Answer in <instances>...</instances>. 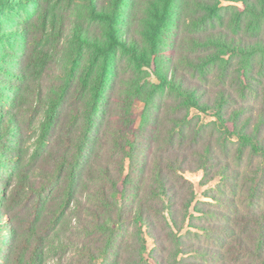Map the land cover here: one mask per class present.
Masks as SVG:
<instances>
[{
    "label": "rangeland",
    "instance_id": "obj_1",
    "mask_svg": "<svg viewBox=\"0 0 264 264\" xmlns=\"http://www.w3.org/2000/svg\"><path fill=\"white\" fill-rule=\"evenodd\" d=\"M191 2L174 0L161 28L159 53L176 66L181 55L201 52L187 39L194 32L188 23V15L194 13ZM128 3L119 11L121 32L146 48L151 11L163 1ZM220 5L228 9L222 11L223 24L218 21L216 27L222 29L231 48L246 51L248 43L264 41V18L240 15L241 3L222 0ZM105 9L110 10V4ZM104 25L91 20L88 0L0 2V264H32L34 258L35 264H120L137 243L138 228L131 212L140 199L146 202L145 196L135 181L125 189L120 186L113 195L103 170L95 173L90 160L118 172L128 147L126 136L131 134L147 185L154 160L177 156V179L172 170L168 172L176 185L175 206L184 213L182 197L192 198L188 219L181 230H174L183 241L176 255L178 264H264V152L259 150L262 146L251 150L252 142L264 143L261 52L251 59L252 70L242 84L243 77L236 80L233 70L226 82L220 81L222 70L213 68L206 81L192 78L206 90L223 92L219 95L222 116L234 112L232 119L238 117L229 132L214 110L191 108L188 127L171 121V107L176 103L168 91L156 94L151 105L144 104L149 85L158 81L152 70L138 69L118 52L106 99L99 104L92 125V157L89 154L81 167L82 177L74 191L65 194L66 179L54 169L64 153L71 157L79 141L89 98L78 82L87 55L79 49L77 38L85 34L103 38ZM236 55L231 59L232 69L239 66V59H246L242 52ZM65 85L67 102L62 103L54 126V102ZM241 127L248 132L243 140L237 136ZM173 128L176 143L178 135L188 138L192 130L200 132V139L192 146L167 145L168 130ZM192 141L193 137L188 143ZM207 148L209 157L199 156ZM56 209L58 225L54 226ZM121 219L125 221L122 228ZM155 221L159 227L161 221ZM143 232L145 257L152 259L154 240L146 227Z\"/></svg>",
    "mask_w": 264,
    "mask_h": 264
},
{
    "label": "trees",
    "instance_id": "obj_2",
    "mask_svg": "<svg viewBox=\"0 0 264 264\" xmlns=\"http://www.w3.org/2000/svg\"><path fill=\"white\" fill-rule=\"evenodd\" d=\"M2 0H0L1 2ZM90 8V17L93 22L105 24V30L102 32L104 37H98L95 34L79 36V49L85 50L87 55L86 65L83 66V71L79 75L78 82L86 90V95L89 94L87 99V117L86 125L79 134V141L75 145L74 151L71 157L64 153L57 163L54 155V164L57 166L54 169V173L59 177L63 173V177L66 179L68 196L74 191L75 185L82 177V169L87 162L88 155L92 153L93 149V123L97 117V110L102 100L106 99L109 75L114 68V56L120 52L127 56L129 60L138 69H149L157 83H151L149 85L150 90L147 92L146 99L143 100L147 106L151 105V102L156 94L168 91L174 94V101L176 105L171 107L172 116L171 121H177L178 124L184 123V127H188V118L190 109L196 108L201 111L214 110L218 120H223L222 126L226 132L231 131L229 128H235L238 117H234V112L229 113L227 118L222 116L223 104L219 95L223 94L219 89L210 90L205 87H201L199 83L193 80L196 77L198 80L206 81L209 77L210 69H218V72L222 70L220 77L221 82H226L231 71L233 70L237 76L236 80L241 79V84L246 80L249 72H251L253 64L250 65L251 59L255 58L257 52H261V59L264 61V41L248 43V50H236L231 48V42L224 36L222 29L216 27V22H223V10H227L228 7L220 5L222 0H192V6L194 13L188 15V20L193 33L187 35V39L192 42V48L201 49V52H192L189 55H181L178 59L179 66H176L173 62H167L160 53L159 48L162 44L161 41V28L165 25L170 11L171 5L174 0H162L163 4L160 6L154 5V8L150 14V21L147 28V41L146 48H141L138 43L126 34L124 38L121 32L122 27L119 23L120 9L123 5L129 4V0H101L98 1L88 0ZM232 3H241L243 10L240 11V15L261 17L264 18V0H226ZM105 4H110L111 9H105ZM252 20V19H251ZM256 21V20H254ZM257 23H261V20H257ZM223 24V23H222ZM255 40L257 37H254ZM254 40V41H255ZM260 44V45H257ZM243 53L246 59L241 58L238 60L239 66L232 69L231 59L237 56V53ZM225 56H229L225 59ZM77 63V62H76ZM217 64V65H216ZM219 67H216L218 66ZM111 70V71H110ZM70 86V84H68ZM68 86V87H69ZM67 85L64 86L63 91L58 101L54 102V126L59 119V110L63 102H67ZM231 96V95H229ZM237 114H241L240 111H236ZM179 113V115H178ZM248 113L244 112L243 115ZM232 121L230 122L229 120ZM174 124V123H173ZM215 124V123H214ZM176 126V123L174 127ZM179 126V125H178ZM244 126V124H243ZM257 125L256 128H259ZM178 128V127H177ZM237 133L239 139L243 140V137L248 132L242 127ZM174 128L168 130V143L172 147L181 146L185 144L193 145L196 140L200 139V132L195 133V130L190 132V136L178 135L179 139L176 143L174 136ZM224 134V131H222ZM254 137V141L257 140L255 133H251ZM182 135L184 133L182 132ZM249 135V134H248ZM132 136V134L130 135ZM130 136H126L128 141V147L125 153L122 154L120 169L118 172H111L108 167L102 166L97 161L90 160V167L98 174L99 170L106 178L104 181L109 185L110 190L114 194H118L116 191L125 189L127 185L135 181L139 184L138 188L143 190L146 202L140 199L139 203L134 206L132 219L135 226L138 228L136 232V242L130 249L129 255L127 254L120 264H178L176 255L178 254L179 245L183 244L180 237L174 233L182 229L185 221L188 219V208L192 198L188 199L186 196L182 197L183 203L181 204L185 208V212H180L175 203L176 200V185L170 180L168 172L172 170L175 173L177 179L176 170L178 169L174 165L178 160L176 158H169L164 161H158L157 159L152 162V167L149 168L150 183L147 185L144 178V164L138 162L135 159V142ZM193 137V141L188 143ZM252 142L251 150L259 148L264 152V143ZM261 145H260V144ZM226 152L229 148L225 146ZM123 152L124 150H120ZM176 151V150H174ZM171 152V151H170ZM173 152V151H172ZM209 148L200 153L199 156L209 157ZM56 152L54 151V154ZM92 154L90 156V159ZM97 163L96 165H94ZM127 164V171H125V165ZM139 164V165H135ZM202 166V165H201ZM221 170L225 169L220 167ZM66 170V171H65ZM175 170V171H174ZM180 170V169H178ZM177 170V171H178ZM125 172V173H124ZM87 176V175H86ZM102 176V178H103ZM102 178L100 180H102ZM186 183V181H184ZM142 185V186H141ZM106 192V191H103ZM193 193L192 191H189ZM152 199L159 200L158 203L150 201ZM120 206V212H121ZM119 212V215L121 213ZM160 222V226L157 227L156 221ZM124 219L120 221V227L122 228ZM58 210H54V226L58 224ZM181 223V224H180ZM143 227H146L148 234L154 240L155 247L151 250L152 256L148 259L145 257L147 250L146 240L144 237ZM202 228V227H201ZM57 234V233H55ZM58 242V241H57ZM60 245V243L58 244ZM61 246V245H60ZM168 248V249H167ZM36 249H38L36 247ZM215 253V252H214ZM153 262H152V261ZM32 264H35V258Z\"/></svg>",
    "mask_w": 264,
    "mask_h": 264
}]
</instances>
